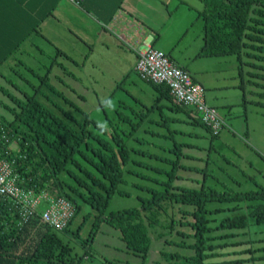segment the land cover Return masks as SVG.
I'll list each match as a JSON object with an SVG mask.
<instances>
[{
  "label": "trees",
  "instance_id": "obj_1",
  "mask_svg": "<svg viewBox=\"0 0 264 264\" xmlns=\"http://www.w3.org/2000/svg\"><path fill=\"white\" fill-rule=\"evenodd\" d=\"M202 2L203 8L198 11L203 20L204 39L200 54L235 55L241 59L245 53L256 60L251 63L264 69V0ZM238 66L240 72L241 63ZM28 69L41 78L40 87L45 86L50 93L61 94L62 91L50 83L48 73L40 75L33 68ZM260 75L264 76V72ZM146 82L161 92L159 98L174 101V112L186 108L188 113L192 112L191 107L174 100L168 85ZM42 95L46 104L37 94H32L25 96V99L13 98L14 104L4 105L10 118L1 113L0 118L10 136L9 145L0 149V158L15 160L14 166L26 185L33 184L37 190H48L74 203L75 213L62 232L78 237L85 218L90 215V211L85 213L82 223L75 230L70 229L82 203L95 210L93 225L81 244L89 245L99 230L100 222L106 221L119 230L120 238L134 254L147 255L152 242L149 228H152L157 240L163 238L166 242L178 243L191 250L189 253L163 252L166 259L174 261L170 264H214L211 259L221 254L215 252L216 249L229 244L216 243L217 239H233L236 235H245L251 226L264 224V186L233 191L228 188L217 190L209 183L199 187L173 184L178 163L171 169L172 175L163 181L166 183L163 189L148 187L151 195L142 199L140 207L110 210L107 213L110 198L118 191L124 166L131 159L130 151L133 148L126 145L117 131L110 133L109 137L104 136L102 125L78 107L79 115L76 116L65 112L45 94ZM194 111L195 116H190V122L202 125L211 133V137L217 136ZM178 152H182L181 148H178ZM214 201L233 204L225 208L209 207L208 204ZM174 202L196 204L192 210L194 219L185 221L191 232L184 234L193 239L191 243L166 237L172 234L175 226L173 220H167L168 205ZM242 204L247 208L246 212H240ZM226 209H230L232 214L219 219L209 216L214 211L218 213ZM162 212L167 215L165 219L160 217ZM17 218L14 208L0 202V264L75 263L77 255H73L70 243L64 241L57 230L40 223L38 214L21 227L16 225ZM249 220L255 225L250 226ZM241 242L237 240L233 244ZM242 250L250 254L244 259L251 260L252 264H264V245L246 246Z\"/></svg>",
  "mask_w": 264,
  "mask_h": 264
},
{
  "label": "rangeland",
  "instance_id": "obj_2",
  "mask_svg": "<svg viewBox=\"0 0 264 264\" xmlns=\"http://www.w3.org/2000/svg\"><path fill=\"white\" fill-rule=\"evenodd\" d=\"M189 2L195 6L199 4L202 8V0L200 3L198 0ZM164 30L170 32V27H165ZM75 43L79 45L78 41ZM156 48L165 50L159 44ZM44 52L29 67L40 75L48 73L50 83L62 91L61 94L50 93L45 86L40 87L41 78L34 75L27 66L7 62L0 66V113L10 118L4 105L14 104L13 98L25 99V96L32 94H37L46 104L42 95L45 94L67 113L79 115L76 107L86 112L102 125L104 136L109 137L113 131L120 133L126 145L133 150L130 151L131 159L124 166L123 180L118 184V191L110 198L107 213L110 210L140 207L142 199L151 195L148 187L163 189L166 185L163 181H167L172 175L171 169L177 163L173 184L199 187L209 183L217 190L228 188L233 191H247L264 186V76L260 75L264 69L251 63L256 61L252 57L245 53L241 55V59L235 55H220L208 58L210 60L204 65L197 62L196 66L205 70L202 75L207 78L205 101L216 107L224 122L218 135L211 137V133L202 125L190 122V116H195L194 107L190 113L188 108L172 113L179 119L173 121L164 118L169 115L164 109H153L145 113L144 107L139 103L140 99L135 97L146 102L156 88L144 82L136 72L130 71L126 77L115 82L111 81V75L105 73L100 78L105 81L106 87L101 88L79 73L80 67L76 62L62 55L58 56L57 61H52L56 53L54 45L46 43ZM85 52L75 51L76 55L72 57L81 64ZM11 61H15L14 58ZM76 74L78 75L74 76ZM140 87H144L142 93ZM213 88L219 97L215 101L209 100ZM142 114L161 122L157 124L145 121L140 124ZM178 148H181L182 154L178 152ZM232 204L233 202L214 201L208 206L225 208ZM242 206L240 212H246L247 208L244 204ZM195 207V203L183 202L168 205V217L165 212L160 217L173 220L175 226L172 234H167L166 237L186 243L193 242L184 233L191 232L185 221L194 219L192 210ZM188 209L189 212L183 211ZM88 211L90 215L85 218L78 237L57 231L73 247V255H77L74 264H170L174 261L166 259L163 252H191L178 243L166 242L163 238L157 240L156 232L149 228L152 242L147 255L143 257L134 254L120 238L119 230L106 221L100 222L99 230L89 245L81 244L93 225L95 210L82 203L81 210L70 226L71 230H75ZM226 214H232L231 210L218 213L214 211L209 216L219 219ZM249 224L251 226L254 223L249 220ZM261 238H264V224L251 226L245 235L239 234L233 239L219 238L216 243L229 244L218 247L215 252L221 254L215 255L211 260L214 264H252L251 260L244 259L250 254L242 249L246 246H263L264 240L260 241ZM244 239L248 241H243ZM237 240L242 242L233 244Z\"/></svg>",
  "mask_w": 264,
  "mask_h": 264
},
{
  "label": "crops",
  "instance_id": "obj_3",
  "mask_svg": "<svg viewBox=\"0 0 264 264\" xmlns=\"http://www.w3.org/2000/svg\"><path fill=\"white\" fill-rule=\"evenodd\" d=\"M202 8L189 0H0V66L7 62L34 65L44 55L48 43L56 47L52 61L62 55L76 62L85 79L90 78L104 88L106 84L100 76L107 73L115 82L130 71L136 72L138 51L148 44L154 47L159 44L175 64L188 70L203 85L205 98L208 91L207 78L202 75L205 70L196 64L204 65L208 58L217 56L200 54L204 39L203 20L198 11ZM165 27H170V32ZM82 50L87 53L80 64L73 57L75 51ZM215 88L210 93L211 101L219 98ZM139 90L142 93L144 87ZM160 93L157 89L152 91L146 102L134 97L140 99L145 113L164 109L169 112L164 116L166 120H179L172 115L174 101L159 98ZM145 121L161 122L142 114L140 124Z\"/></svg>",
  "mask_w": 264,
  "mask_h": 264
},
{
  "label": "built area",
  "instance_id": "obj_4",
  "mask_svg": "<svg viewBox=\"0 0 264 264\" xmlns=\"http://www.w3.org/2000/svg\"><path fill=\"white\" fill-rule=\"evenodd\" d=\"M135 71L145 81L168 85L176 102L194 107L201 121L209 126L213 134H218L224 122L217 109L206 103L203 85L163 51L150 44L138 51ZM9 136L10 132L0 118V149L9 145ZM14 165V159L0 158V202L15 209L17 227L23 226L38 214L40 223L57 231L62 230L75 213L74 203L48 190H37L33 184L26 185Z\"/></svg>",
  "mask_w": 264,
  "mask_h": 264
}]
</instances>
